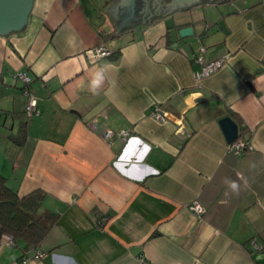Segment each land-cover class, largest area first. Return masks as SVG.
Masks as SVG:
<instances>
[{"label": "crops", "instance_id": "1", "mask_svg": "<svg viewBox=\"0 0 264 264\" xmlns=\"http://www.w3.org/2000/svg\"><path fill=\"white\" fill-rule=\"evenodd\" d=\"M113 1L33 0L27 24L0 34V175L58 214L43 259L3 244L0 264H264V0L198 3L118 32ZM101 46L111 54L90 61ZM201 47L207 62L228 57L197 82ZM226 116L251 149L228 151Z\"/></svg>", "mask_w": 264, "mask_h": 264}, {"label": "trees", "instance_id": "2", "mask_svg": "<svg viewBox=\"0 0 264 264\" xmlns=\"http://www.w3.org/2000/svg\"><path fill=\"white\" fill-rule=\"evenodd\" d=\"M17 138L19 136L11 137ZM44 197L40 190L19 197L0 175V241L8 235L14 239L13 246L22 245L26 254L40 250L42 241L58 219L57 213L42 210Z\"/></svg>", "mask_w": 264, "mask_h": 264}, {"label": "built area", "instance_id": "3", "mask_svg": "<svg viewBox=\"0 0 264 264\" xmlns=\"http://www.w3.org/2000/svg\"><path fill=\"white\" fill-rule=\"evenodd\" d=\"M204 52L205 49L201 47L199 51L193 55L192 59L194 62L198 63L200 65V70L194 74V79L198 82L201 79L208 77L218 69L224 66L226 63L228 55H224L216 60L213 61H205L204 59ZM111 54V51L106 47H98L94 48L92 50H88L86 52L87 58L90 61H96L97 59L108 56ZM15 79L19 80L24 86L29 85L31 82V77L26 72H16L13 76ZM24 94L27 97L26 105H25V112L28 117L35 116L39 114L38 107H37V99L35 96L29 92L27 88L23 90ZM151 116L156 119L159 122H165L167 120V113L163 112L158 105H154L151 111ZM120 137V143L124 144L126 140L129 138V135L124 132H119ZM113 132L111 130H105L102 133L103 140L108 143V141L112 138ZM227 149L229 152L235 153V154H241L244 151H247L251 149L249 146V143L242 140V139H236L232 143H229L227 146ZM189 210L194 212L196 215H200L203 213V207L197 203L193 202L189 205ZM251 247L255 251H260L261 247L256 243L255 240H252ZM11 245L13 246L15 244L14 239L8 235H4L0 241V247L3 245ZM46 256V253L38 250L33 253V258L35 259H43ZM27 259H23V262H26Z\"/></svg>", "mask_w": 264, "mask_h": 264}, {"label": "water", "instance_id": "4", "mask_svg": "<svg viewBox=\"0 0 264 264\" xmlns=\"http://www.w3.org/2000/svg\"><path fill=\"white\" fill-rule=\"evenodd\" d=\"M134 0H114L113 3L106 9L114 19L117 27V32L125 27V21L121 22L119 15L123 9V5H129ZM181 2H193L195 0H176ZM33 0H0V34L4 36L11 31L20 30L27 24V17L30 12ZM205 2H215L205 1ZM167 12L165 14H168ZM163 14L162 16H164ZM150 20V19H149ZM146 25L149 24L147 18L142 21ZM129 25V24H127ZM179 37H190L193 35V28L191 26H184L178 30ZM219 125L228 143H232L238 138V125L228 116L219 120Z\"/></svg>", "mask_w": 264, "mask_h": 264}, {"label": "flooded vegetation", "instance_id": "5", "mask_svg": "<svg viewBox=\"0 0 264 264\" xmlns=\"http://www.w3.org/2000/svg\"><path fill=\"white\" fill-rule=\"evenodd\" d=\"M205 1L212 0H195L187 3H178L176 0H134L129 5H123L119 18L121 22L125 21L126 26L135 25L140 24L145 18L149 21L152 16L176 12Z\"/></svg>", "mask_w": 264, "mask_h": 264}, {"label": "clouds", "instance_id": "6", "mask_svg": "<svg viewBox=\"0 0 264 264\" xmlns=\"http://www.w3.org/2000/svg\"><path fill=\"white\" fill-rule=\"evenodd\" d=\"M92 83H93V85H95V84H97V83H99V81L98 80H96V79H94L93 81H92ZM233 188H235L236 187V185H235V183H232V185H231Z\"/></svg>", "mask_w": 264, "mask_h": 264}]
</instances>
